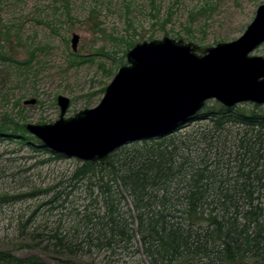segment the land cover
Wrapping results in <instances>:
<instances>
[{
	"label": "trees",
	"instance_id": "16d2710c",
	"mask_svg": "<svg viewBox=\"0 0 264 264\" xmlns=\"http://www.w3.org/2000/svg\"><path fill=\"white\" fill-rule=\"evenodd\" d=\"M2 35L0 59L28 65L2 52ZM250 106L214 102L169 134L123 146L104 162H82L70 180L85 183L83 210L72 200L78 184L57 190L22 183L2 189L0 204L49 196L28 219H19L20 238L70 256L95 250L114 256L128 252L135 240L148 264H264V105ZM196 121L208 126L195 136L180 135ZM193 138L210 150L215 146L214 156L194 157L188 146ZM14 142L31 152L52 153L29 135L25 119L6 115L0 120V144ZM40 209L63 214L55 223L39 225ZM63 216L70 218L68 228ZM33 262L38 260L0 251V264Z\"/></svg>",
	"mask_w": 264,
	"mask_h": 264
},
{
	"label": "rangeland",
	"instance_id": "374dc122",
	"mask_svg": "<svg viewBox=\"0 0 264 264\" xmlns=\"http://www.w3.org/2000/svg\"><path fill=\"white\" fill-rule=\"evenodd\" d=\"M263 4L264 0H0L2 52L13 54L19 63L29 62L19 65L0 59V120L10 115L25 119L26 125L54 123L61 114L60 95L71 101L65 117L95 108L104 97L102 90L127 64L126 55L135 45L165 36L201 47L232 42L245 33ZM74 34L80 36L76 52L72 48ZM251 56L264 57V44ZM33 98L36 104H25ZM252 104L239 105L248 109ZM206 126L203 121L193 122L180 135L193 132L195 136ZM188 144L194 157L204 153L212 157L216 151L215 146L210 150L194 138ZM55 154L31 152L18 142L0 144V191L18 189L22 183L70 190L78 184L70 178L83 161ZM84 189L85 183L80 182L72 199L79 210L88 202ZM49 198L0 204V251L49 264L67 259L80 264H148L145 256L138 254L135 240L128 252L114 256L97 250L70 256L47 248L45 243L20 238L19 219H28ZM42 212L44 209L35 217L36 224L55 223L63 214L57 210L44 212L42 217ZM62 219L68 228L70 218Z\"/></svg>",
	"mask_w": 264,
	"mask_h": 264
},
{
	"label": "water",
	"instance_id": "95a60500",
	"mask_svg": "<svg viewBox=\"0 0 264 264\" xmlns=\"http://www.w3.org/2000/svg\"><path fill=\"white\" fill-rule=\"evenodd\" d=\"M79 41L74 34V52ZM262 44L264 4L245 33L232 42L201 47L168 36L144 41L127 53V64L98 106L65 117L71 101L60 95V118L50 124H27L26 130L51 152L104 162L123 146L171 133L212 100L228 108L264 105V57L251 56ZM36 102L33 98L25 104Z\"/></svg>",
	"mask_w": 264,
	"mask_h": 264
}]
</instances>
